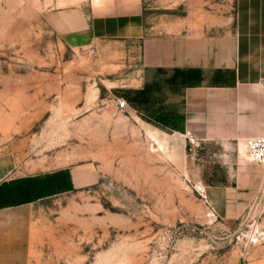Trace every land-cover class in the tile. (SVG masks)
Instances as JSON below:
<instances>
[{
    "label": "rangeland",
    "instance_id": "obj_1",
    "mask_svg": "<svg viewBox=\"0 0 264 264\" xmlns=\"http://www.w3.org/2000/svg\"><path fill=\"white\" fill-rule=\"evenodd\" d=\"M53 1L98 12L113 0ZM231 3L141 0L148 21ZM44 10L45 0H0V183L30 182L5 202H30L44 224L35 264H264V165L253 163L263 174L248 197H209L186 177L179 143L149 125L171 126L169 109L149 119L116 105L134 91L138 45H75ZM80 166L97 180L47 178Z\"/></svg>",
    "mask_w": 264,
    "mask_h": 264
},
{
    "label": "crops",
    "instance_id": "obj_2",
    "mask_svg": "<svg viewBox=\"0 0 264 264\" xmlns=\"http://www.w3.org/2000/svg\"><path fill=\"white\" fill-rule=\"evenodd\" d=\"M106 7L96 12L45 0L44 13L50 27L75 45L106 39L138 45L131 94L141 93L136 105L146 118L171 111V126L149 125L169 145L179 143L186 177L205 183L212 199L221 192L248 197L263 174L239 153L245 154L242 145L249 139L264 136V0H232L202 15L188 5L185 15L156 21L145 18L141 0H113ZM168 91L174 99H168ZM63 174L64 187L68 182L71 188L99 177L95 169L80 166L47 178L61 187ZM21 182L0 183V264H35L37 242L44 236L30 202H5L19 191L28 193L30 182ZM232 204L228 198L226 205Z\"/></svg>",
    "mask_w": 264,
    "mask_h": 264
},
{
    "label": "built area",
    "instance_id": "obj_3",
    "mask_svg": "<svg viewBox=\"0 0 264 264\" xmlns=\"http://www.w3.org/2000/svg\"><path fill=\"white\" fill-rule=\"evenodd\" d=\"M261 86L264 94V79L262 80ZM116 105L120 109H125L129 104L126 99L119 98L116 100ZM191 136V132H187V137L193 144L195 140L192 139ZM244 146L248 160L264 165V136L251 138L244 144ZM199 189L204 191L201 187Z\"/></svg>",
    "mask_w": 264,
    "mask_h": 264
},
{
    "label": "trees",
    "instance_id": "obj_4",
    "mask_svg": "<svg viewBox=\"0 0 264 264\" xmlns=\"http://www.w3.org/2000/svg\"><path fill=\"white\" fill-rule=\"evenodd\" d=\"M141 93L140 92H133L129 97L128 99L130 100V102L132 104H137L141 101ZM143 100L145 101V99L143 98ZM143 101V102H144Z\"/></svg>",
    "mask_w": 264,
    "mask_h": 264
},
{
    "label": "bare ground",
    "instance_id": "obj_5",
    "mask_svg": "<svg viewBox=\"0 0 264 264\" xmlns=\"http://www.w3.org/2000/svg\"><path fill=\"white\" fill-rule=\"evenodd\" d=\"M151 135H153V134H151ZM153 136H155V135H153ZM243 146V148L245 149V146H244V144L242 145ZM246 150V149H245ZM246 156H247V154H246Z\"/></svg>",
    "mask_w": 264,
    "mask_h": 264
}]
</instances>
